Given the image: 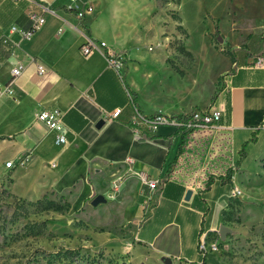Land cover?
<instances>
[{
    "label": "crops",
    "instance_id": "obj_1",
    "mask_svg": "<svg viewBox=\"0 0 264 264\" xmlns=\"http://www.w3.org/2000/svg\"><path fill=\"white\" fill-rule=\"evenodd\" d=\"M35 1L55 14H45L30 37L21 38L9 27L27 26L26 13L39 11L36 5L17 1L19 11L0 25V88L10 80L11 89L0 93V186L25 201L48 193L71 195L74 202L96 194L105 202L129 195L127 215L134 226L129 240L117 244L132 259L220 264L215 251L202 256L197 242L200 233L223 225L221 208L230 188L252 178L264 163V64L253 65L256 57L264 58V39L247 50L232 47L227 66L202 91L192 70L183 76L182 68L171 66L163 47L145 49V39L138 38L140 29L150 31L149 25L141 28L143 0H91L92 11L81 20L65 6L82 7L84 0ZM255 21L256 29H264V17ZM83 34L132 58L116 70L103 49L84 55ZM130 42L136 50L127 47ZM15 64L23 67L12 78ZM128 95L144 115L217 108L222 128L181 135L161 126L151 138L135 139L127 123ZM50 108L62 112L65 141L59 145L56 132L35 119L38 110ZM115 108L118 116L109 119L104 112ZM98 121L102 124L96 126ZM126 157L148 177L161 178L159 185L152 191L141 186ZM186 190L190 195L184 200Z\"/></svg>",
    "mask_w": 264,
    "mask_h": 264
},
{
    "label": "rangeland",
    "instance_id": "obj_2",
    "mask_svg": "<svg viewBox=\"0 0 264 264\" xmlns=\"http://www.w3.org/2000/svg\"><path fill=\"white\" fill-rule=\"evenodd\" d=\"M18 6L0 0V25ZM142 7L141 28L150 27L138 32L145 49L163 47L171 66L182 68L183 76L192 70L202 91L227 66L232 47L247 50L264 39L255 21L264 17L262 0H143ZM115 55L122 67L132 58L127 51ZM259 167L236 185L240 195L229 196L221 208L220 222L231 232L222 241L218 227L206 234L207 252L215 251L220 264H264V163ZM130 202L124 195L93 206L89 199L74 202L71 195L55 193L25 201L1 185L0 264H148L117 244L129 240L134 226L127 215ZM210 244L216 249L209 250Z\"/></svg>",
    "mask_w": 264,
    "mask_h": 264
},
{
    "label": "built area",
    "instance_id": "obj_3",
    "mask_svg": "<svg viewBox=\"0 0 264 264\" xmlns=\"http://www.w3.org/2000/svg\"><path fill=\"white\" fill-rule=\"evenodd\" d=\"M19 1V0H15ZM29 5H36L39 11L28 10L26 13L27 26L25 27H16L14 25L9 27V32H16L20 35L21 38L30 37L35 30H37L45 19V14L54 15L55 11L52 7L44 5L35 0H23ZM65 9L67 11H72L74 17L77 20H81L86 13L92 11L91 0H84L82 7H77L76 5H66ZM70 27L76 29L75 25L69 24ZM61 28L58 29L60 31ZM84 35V42L80 46V51L84 55H88L94 50L103 49L104 54L108 60V63L113 66L116 70L121 65L118 57L115 53L111 51L103 41L95 40L86 34ZM264 64V58L258 56L254 59L253 65L261 66ZM21 64H15L11 70L10 74L13 77L20 74L22 70ZM38 73H43L44 68L42 65H37ZM10 80L6 82L2 88H0V93L9 94L10 89ZM131 105V115L128 118V126L132 132V135L135 139H149L151 135L158 129V127L166 126L173 129L175 132L184 135L189 131L195 129H208L215 130L222 128L220 124L221 111L214 107L207 108H193L189 111L183 112L178 115H172L164 112L156 111L150 115L142 114L137 107L132 102L130 96L128 95ZM120 112L119 108H115L112 111L104 112L109 119H114L118 116ZM35 119L42 123L47 129L56 132L55 143L62 144L65 141V127L62 122V112L57 108L50 109H40L35 114ZM28 154H26L23 159L20 160V163L26 161ZM125 162L128 165V171L130 174L137 179L141 186L147 188L148 191L154 190L161 180V178H150L146 175L145 172L137 170L133 167V160L130 157L125 158ZM11 162H5V167H10ZM112 189H116V185L112 184ZM240 195V191L236 186H232L229 191V196L237 197ZM217 233V231H215ZM206 234H199L197 242V250L201 253L202 256H205L207 253L206 248ZM209 250H215L216 245L210 244L208 247Z\"/></svg>",
    "mask_w": 264,
    "mask_h": 264
},
{
    "label": "water",
    "instance_id": "obj_4",
    "mask_svg": "<svg viewBox=\"0 0 264 264\" xmlns=\"http://www.w3.org/2000/svg\"><path fill=\"white\" fill-rule=\"evenodd\" d=\"M218 40H220V38H218ZM101 124H102V121H98L96 126H99ZM189 195H190V190H186V192L184 194V200H187L189 198ZM104 202H105V198L101 194H96L89 201V203L93 206L97 205L98 203H104ZM230 232H231V230L224 225H219V227L217 228L218 238L221 241L225 238L226 234H228ZM160 260L163 264H172L171 259L169 257H161Z\"/></svg>",
    "mask_w": 264,
    "mask_h": 264
},
{
    "label": "trees",
    "instance_id": "obj_5",
    "mask_svg": "<svg viewBox=\"0 0 264 264\" xmlns=\"http://www.w3.org/2000/svg\"><path fill=\"white\" fill-rule=\"evenodd\" d=\"M182 141V140H181ZM229 172V171H228Z\"/></svg>",
    "mask_w": 264,
    "mask_h": 264
}]
</instances>
